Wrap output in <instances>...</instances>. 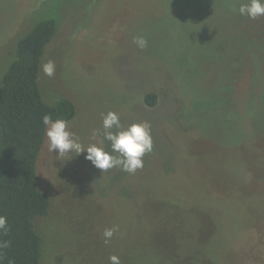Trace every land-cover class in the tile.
I'll return each instance as SVG.
<instances>
[{
    "label": "rangeland",
    "instance_id": "obj_1",
    "mask_svg": "<svg viewBox=\"0 0 264 264\" xmlns=\"http://www.w3.org/2000/svg\"><path fill=\"white\" fill-rule=\"evenodd\" d=\"M241 2L0 0V79L35 16L55 6L43 60L55 74L39 81L48 102L75 103L69 130L99 143L109 110L125 126L152 125L153 151L134 174L102 173L86 151L58 157L46 137L43 264H109L112 254L121 264H264V16L239 15Z\"/></svg>",
    "mask_w": 264,
    "mask_h": 264
},
{
    "label": "trees",
    "instance_id": "obj_2",
    "mask_svg": "<svg viewBox=\"0 0 264 264\" xmlns=\"http://www.w3.org/2000/svg\"><path fill=\"white\" fill-rule=\"evenodd\" d=\"M52 7L35 16L19 38L0 79V215L8 219V231L0 232V245L6 242L0 246V264H43L45 238L37 219L49 215L53 202L38 170L46 139L42 118L70 121L77 112L67 97L48 102L39 81L62 17ZM157 99L153 91L145 95L149 105Z\"/></svg>",
    "mask_w": 264,
    "mask_h": 264
},
{
    "label": "clouds",
    "instance_id": "obj_3",
    "mask_svg": "<svg viewBox=\"0 0 264 264\" xmlns=\"http://www.w3.org/2000/svg\"><path fill=\"white\" fill-rule=\"evenodd\" d=\"M238 13L251 20L264 16V0H243L239 4ZM133 43L139 49L148 46V40L143 35L133 37ZM56 65L52 60L42 65L43 73L49 77L55 74ZM46 126L45 133L48 140V150L57 151L58 157L69 154L71 158L86 151L85 159L92 162L95 168L106 172L112 168L134 174L144 167L143 157L151 153L154 148L152 125L149 121H137L125 126L121 121V113L109 110L102 114V139L99 143L84 145L74 132L69 130L68 121L52 119L45 114L42 118ZM107 142V144L105 143ZM117 228H106L103 232L104 243H110L117 232ZM8 231V219L0 215V232ZM6 246V242L3 245ZM109 264H121L119 255L109 256Z\"/></svg>",
    "mask_w": 264,
    "mask_h": 264
}]
</instances>
